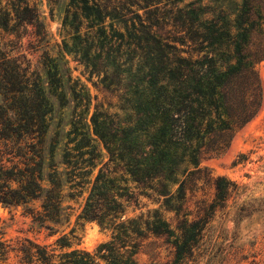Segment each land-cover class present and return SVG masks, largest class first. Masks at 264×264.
<instances>
[{
    "label": "trees",
    "instance_id": "trees-1",
    "mask_svg": "<svg viewBox=\"0 0 264 264\" xmlns=\"http://www.w3.org/2000/svg\"><path fill=\"white\" fill-rule=\"evenodd\" d=\"M163 1L169 0H70L73 42L62 41L56 56L45 50L43 72L0 43V206L21 208L33 226L56 233L69 222L68 202L87 192L77 219L110 232L93 251L65 250V234L55 247L0 238V264H139L150 237H166L173 247L171 260L151 264H183L213 251L204 229L238 184L205 176L214 197L195 216L187 193L202 179L201 160L224 153L263 106L256 65L264 60V0H191L173 13V52L158 25ZM152 6L141 19L137 11ZM82 18L97 30L80 34ZM128 22L127 35L114 28ZM0 28L18 39L29 36L30 43L48 42L31 0H0ZM124 47L134 54L125 58ZM65 54L78 56L105 88L119 93L115 111L97 103L88 116L92 98L73 80ZM66 106L68 121L55 122V112ZM139 196L162 200L176 226L159 209L128 216Z\"/></svg>",
    "mask_w": 264,
    "mask_h": 264
},
{
    "label": "rangeland",
    "instance_id": "rangeland-1",
    "mask_svg": "<svg viewBox=\"0 0 264 264\" xmlns=\"http://www.w3.org/2000/svg\"><path fill=\"white\" fill-rule=\"evenodd\" d=\"M190 1H163L156 10L158 25H164L160 29L161 38H163V42L166 41L171 45L168 49L172 52L173 13L177 8L185 7ZM234 1L238 2L239 0ZM208 2V0H204L202 3L207 4ZM31 3H35L41 13L48 34L46 38L48 42H37L36 40V42L30 43L33 39L29 36L23 34V37L18 39L0 28V43L5 50L10 51L12 56L20 55L21 60L27 59L32 70L43 72L41 58L45 50L48 49L52 56H56L60 47L58 45H61L62 41L71 46L75 25L70 23L76 9L71 6L70 0H31ZM150 11H154L153 6L145 9V11L139 9L137 13L141 15V19L146 20L150 16ZM130 14L132 15V13ZM132 18L138 26L139 18L135 15H132ZM65 20H67L66 25L64 24ZM82 20L84 24L80 26V34H91L97 30V26L88 28L89 21L84 18ZM109 22L107 19L106 25H109ZM107 27V31H109V26ZM131 27V22H128L127 26L123 24L114 25L116 30L120 28L119 31L125 35L131 31ZM122 52H124L125 58L128 57V54L129 56L134 54L128 52L126 47L122 49ZM136 54H138L135 57L137 61L141 55V49L138 48ZM77 58L79 57H75V55H64V59L68 60L73 80L77 81L78 86L83 85L92 98L88 116L93 112V105L97 103L103 104V109L115 111L113 106L118 102L116 94L119 93H112L105 88L100 82L102 76L92 74L91 68L78 63ZM256 69L264 85V60L256 65ZM69 114V106L60 112L56 111L55 122L65 124ZM100 148L104 154V160H106V151L102 145ZM199 166L202 169L200 174L202 179L197 181L192 192L187 193L186 205L187 209L192 212V216L197 214V208L200 204L211 203L214 197L213 188L204 181L205 176H223L232 182H236L238 189L230 193L224 206L216 208L204 229L207 238L215 243L211 254H195L185 260L183 264H264V103L257 116L235 134L230 146L224 153L202 159ZM96 171L97 168L94 170V174ZM86 194L87 192H84L77 199L68 202L71 206L68 210L70 213L69 222L62 225L56 233H51L46 229L40 230L33 226L29 218L22 215L21 208L9 210L0 206V238L12 242L17 239L30 238L39 244L55 247L56 240L65 234L66 241L70 244V247L65 248V250L85 249L93 251L99 243L109 239L110 232L101 229L96 222L77 219ZM161 201L155 202L147 197L139 196L135 203L128 206L127 215L134 216L140 212L146 213L148 209H159L163 218L174 228L177 224L174 213L167 211ZM242 205L244 208L239 210ZM172 258L173 247L166 237H150L145 240L137 255L139 264H151L152 261L166 262ZM10 261L11 263L15 262L13 254H11Z\"/></svg>",
    "mask_w": 264,
    "mask_h": 264
}]
</instances>
